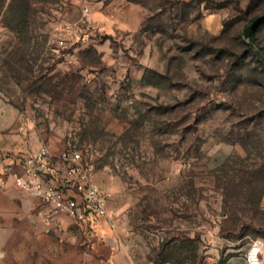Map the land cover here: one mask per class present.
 I'll return each mask as SVG.
<instances>
[{
	"label": "rangeland",
	"instance_id": "1",
	"mask_svg": "<svg viewBox=\"0 0 264 264\" xmlns=\"http://www.w3.org/2000/svg\"><path fill=\"white\" fill-rule=\"evenodd\" d=\"M17 1L0 0V160L82 149L112 216L7 205L0 264H159L182 233L202 264H248L257 240L264 264V65L244 37L264 0Z\"/></svg>",
	"mask_w": 264,
	"mask_h": 264
},
{
	"label": "built area",
	"instance_id": "2",
	"mask_svg": "<svg viewBox=\"0 0 264 264\" xmlns=\"http://www.w3.org/2000/svg\"><path fill=\"white\" fill-rule=\"evenodd\" d=\"M86 157L79 148L54 151L42 144L2 165L0 187L12 181L45 203L50 216L65 215L79 224L111 219L109 194L93 181ZM261 253L262 242L257 240L248 254V264H262Z\"/></svg>",
	"mask_w": 264,
	"mask_h": 264
},
{
	"label": "trees",
	"instance_id": "3",
	"mask_svg": "<svg viewBox=\"0 0 264 264\" xmlns=\"http://www.w3.org/2000/svg\"><path fill=\"white\" fill-rule=\"evenodd\" d=\"M20 1L21 0L17 1L15 6L14 3H11L10 7H17V13L15 12L17 16L22 14L25 17L26 8L21 7V9H18V4L20 3ZM23 16L17 18L13 26H17L20 23L22 24L24 21L27 23ZM257 19L252 20L251 24L257 21ZM258 24L260 23L256 22V24H254L251 29H254V27ZM251 31L249 32L250 41H247L246 49L264 65V60L262 58L264 56V50L256 43L255 40L252 39ZM248 42H251L255 46V48L259 50V52ZM199 242L200 239L198 237L187 236L184 233H182L181 236L163 240L160 245L161 252L159 254V264H202L203 256L199 254Z\"/></svg>",
	"mask_w": 264,
	"mask_h": 264
},
{
	"label": "crops",
	"instance_id": "4",
	"mask_svg": "<svg viewBox=\"0 0 264 264\" xmlns=\"http://www.w3.org/2000/svg\"><path fill=\"white\" fill-rule=\"evenodd\" d=\"M12 120H13V115H11L8 109L4 107L2 100L0 99V147L3 146L1 142L2 141L1 138L4 135H8L6 134V132L9 131ZM18 148L20 147L17 146L14 148V150L18 151L19 150ZM10 149H12L11 146H10ZM5 163L6 162H3V161L0 162V174L2 170V165ZM31 198L38 199L32 196L31 194L26 193L25 191H22L21 189H18L17 187H15L12 181H9L7 186L0 187V209L6 208L7 205L13 204L15 206L17 203H24V204L29 203L30 204ZM115 258H116L117 264H123L125 262L124 257L121 255L117 254L115 255Z\"/></svg>",
	"mask_w": 264,
	"mask_h": 264
},
{
	"label": "water",
	"instance_id": "5",
	"mask_svg": "<svg viewBox=\"0 0 264 264\" xmlns=\"http://www.w3.org/2000/svg\"><path fill=\"white\" fill-rule=\"evenodd\" d=\"M264 18V15L262 16V17H260L259 19H257V21H255L253 24H251V25H249V26H247L246 27V29L244 30V37L247 39V38H249V32H250V29H251V27L256 23V22H258L259 20H261V19H263ZM252 47H254L255 48V46L251 43V42H248ZM258 52H259V50L257 49V48H255ZM263 58V60H264V56L262 57Z\"/></svg>",
	"mask_w": 264,
	"mask_h": 264
},
{
	"label": "clouds",
	"instance_id": "6",
	"mask_svg": "<svg viewBox=\"0 0 264 264\" xmlns=\"http://www.w3.org/2000/svg\"><path fill=\"white\" fill-rule=\"evenodd\" d=\"M253 260H254V256H253Z\"/></svg>",
	"mask_w": 264,
	"mask_h": 264
}]
</instances>
